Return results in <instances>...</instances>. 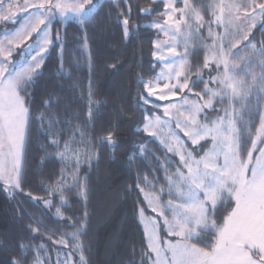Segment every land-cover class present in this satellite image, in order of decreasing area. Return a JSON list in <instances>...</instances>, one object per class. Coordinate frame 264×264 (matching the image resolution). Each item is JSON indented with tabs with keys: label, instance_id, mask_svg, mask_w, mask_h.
<instances>
[{
	"label": "snow or ice",
	"instance_id": "6c2138e0",
	"mask_svg": "<svg viewBox=\"0 0 264 264\" xmlns=\"http://www.w3.org/2000/svg\"><path fill=\"white\" fill-rule=\"evenodd\" d=\"M163 2V23L156 21L151 26L168 37L166 41H156V51L153 52L164 67L152 80L140 78L138 84L142 85L145 93L137 92V104L141 106V111H144L145 105L156 109L163 107V117L155 114L145 117L144 131L155 136L157 131L168 126L169 131L163 134L160 142L167 153L178 156L179 161L175 171H170L168 165L173 161L166 157V163L161 164L157 158L158 167L165 173L163 179L166 187H157L147 177L139 179L155 189L145 192L141 188L140 191L144 193L148 207L162 218L168 234L177 239L175 243L166 240L162 244L160 220L144 218V209L141 208V222L144 223L149 249L145 257L150 264H264V111H261V103L264 102V46L257 47L248 39L258 22L264 29V3H257L256 0H212L205 7L211 9L213 20L206 22L191 0H182L183 7L179 8L176 7V0ZM101 6L99 0H38L36 3L25 0L24 7L32 9L26 13V21L15 31L4 30V38L0 39V181L4 183V191L10 195L20 189L22 154L30 119L25 97L21 93H26L40 75L39 70L49 46L53 44L51 26L54 22H61L59 17L64 23L73 20L83 28L95 21ZM12 7L9 4L8 14H5L4 5L0 3V22L16 20L11 14ZM140 11L150 13L151 9L143 8ZM128 13L130 15V8ZM122 23L125 36H128L127 16ZM212 23L223 28V32L213 33ZM206 24L212 43L193 44L194 40L203 39L200 33ZM33 34L35 41L28 43L18 53L19 59L13 60L16 49ZM56 39H60L59 35ZM242 41L247 42L244 47H250L251 51L237 62L234 58L240 51L238 45ZM181 47L183 51H177ZM201 50H206L203 65L193 75L189 57ZM257 55L259 59H256ZM253 65L260 69L259 73ZM205 70L208 72L207 80L204 79ZM213 72L215 75H212ZM201 83L204 85L201 92H194L193 89ZM91 95L90 92L89 119L92 117ZM189 95H194L196 99H189ZM153 97L169 103L161 105L154 102ZM225 102L227 105L222 109L223 115L215 118L207 115L206 110H215V104ZM233 102L241 103V109L237 110ZM53 103L55 101L49 96L44 107L50 108ZM96 108L98 111L99 103ZM257 114L260 115V124L255 128L253 137L252 121H245L244 117ZM40 119L43 121L45 117L42 115ZM59 123L55 117L49 119L45 135ZM63 123L71 125L72 121ZM177 130L183 132L193 146L200 149L209 146L202 155H194L195 149L187 147ZM79 135L83 137L85 133L79 132ZM248 140H251V147L246 145ZM74 142L71 138L65 140L61 149L57 133H53L49 141L48 146L59 151L48 154L46 159L74 164L77 170L71 185L61 180L55 187L46 189L52 194H59L66 188H79L82 196L86 191L78 176V169L85 161L91 164L94 157L75 150L72 147ZM101 143L114 145L117 142L110 133L101 138ZM139 147L141 151L138 155L144 159L150 150L142 145ZM82 155L85 160L81 159ZM129 159H134V156ZM153 179L158 180L159 177L154 175ZM165 194L179 202L171 198L163 202ZM29 197L38 202V198L31 197V194ZM51 203V200L44 201L49 207ZM61 204H66V201L62 199ZM222 210H227V215L223 216L222 222H218L215 217ZM166 213H170V217ZM23 215L27 213L22 208L19 218ZM84 215L86 217L87 213ZM57 216H62L59 208ZM36 222L42 223L39 220ZM70 226L76 227L74 223ZM29 228L32 232L39 231L31 226ZM85 231L86 228L81 226L65 235L78 241ZM210 236L213 239L209 240ZM193 240L206 246L199 247L191 243ZM58 243L67 244V241L60 240ZM17 248L20 249L19 256L13 257L8 264H27V253L34 249L37 251L34 264H41L39 251L43 250L42 245H25L21 242ZM141 264H144V259Z\"/></svg>",
	"mask_w": 264,
	"mask_h": 264
},
{
	"label": "trees",
	"instance_id": "16d2710c",
	"mask_svg": "<svg viewBox=\"0 0 264 264\" xmlns=\"http://www.w3.org/2000/svg\"><path fill=\"white\" fill-rule=\"evenodd\" d=\"M211 2L191 0L204 20L212 13L211 9L205 7ZM256 2L264 3V0ZM99 3L102 5L98 9L99 14L90 25L81 28L73 20L64 23L62 19L52 24L53 44L39 70L40 75L26 93H21L25 97L30 119L26 130L20 189L10 195L4 191V183L0 181V264H8L13 257L19 256L17 244L21 242L43 246V250L39 251L41 264H65L66 261L67 264H141L142 259L144 264H150L145 257L149 249L139 215L141 208L147 212L151 210L140 189H155L149 188L139 178L147 177L157 187H166L163 179L165 173L158 167L157 158L161 164L166 163V157L170 158L173 161L168 165L170 171H175L179 161L177 156L167 153L160 141L144 131L146 115L156 108L145 105L144 111H141V106L137 104V92L145 93L138 81L141 77L144 81L152 80L158 72L159 65L153 56L157 30L148 21L160 14L163 6L161 0H99ZM143 8L151 9L150 13L141 12ZM125 16L129 19L128 36H125L122 23ZM57 35L59 40L56 39ZM248 39L257 47L264 46V29L260 22ZM208 40L211 39L204 36L202 40L192 43L203 45ZM245 43L242 41L240 44V51L235 57L237 62L244 56L243 51L246 54L251 51L250 47H244ZM205 53L206 50H201L189 57L193 75L202 67ZM256 59H259V55ZM253 67L259 73L260 69L255 65ZM204 79H208L207 70L204 71ZM203 87L201 83L193 91L201 92ZM90 92L93 103L92 117L89 119ZM49 96L55 103L45 108L44 102ZM189 97L194 98V95ZM152 99L156 102V99ZM252 104H255V97ZM226 105L221 106L222 109ZM233 105L237 110L242 107L241 103L233 102ZM263 106L264 102L261 103V111ZM42 115L45 117L43 121L40 119ZM52 117L60 123L45 135L47 121ZM244 119L252 121L254 137L260 115H245ZM66 120H71L72 124L63 123ZM77 126L78 130L74 132ZM79 132L85 135L81 137ZM53 133L58 134L61 149L65 140L71 138L75 141L72 144L75 150L94 157L91 164L85 161L78 169V176L86 188L83 196L79 188H66L59 194L46 190L55 187L61 180L71 185L77 174L74 164L46 159L48 154L59 151L48 146ZM110 133L117 143H101V138ZM141 145L150 150L144 159L138 155ZM246 145L251 147V140L246 141ZM193 149L200 150L198 147ZM132 156L134 159L130 160ZM81 159L85 160V157L82 155ZM154 175L159 179L154 180ZM29 194L38 198V202L31 199ZM62 199L66 204H61ZM45 200H51L50 207L44 204ZM22 208L27 215L19 218ZM58 208L61 217L57 216ZM224 215H227V210H222L217 216L218 222H222ZM38 220L42 223H37ZM72 223L76 225L75 228L70 226ZM29 226L39 231L32 232ZM81 226L86 231L78 241L65 235ZM211 239L213 237L210 236ZM60 240L67 241V244L58 243ZM193 241L199 246H206ZM36 256L35 249L28 252L27 264H34Z\"/></svg>",
	"mask_w": 264,
	"mask_h": 264
},
{
	"label": "rangeland",
	"instance_id": "374dc122",
	"mask_svg": "<svg viewBox=\"0 0 264 264\" xmlns=\"http://www.w3.org/2000/svg\"><path fill=\"white\" fill-rule=\"evenodd\" d=\"M162 1V6H163V9H162V11L160 12V14H158L157 16H154L153 18H151V20L150 21H148V24L151 26L154 22H156V21H159L160 23H163V17H162V13L165 11V7H164V2H163V0H161ZM36 2H38V0H28V3H36ZM217 2H219V0H217ZM0 3H3V5H4V9H5V14H8V12H7V9H8V5L9 4H12L13 5V7H12V9H11V14L13 15V16H15L16 17V20L15 21H10V22H0V39H3L4 38V35H3V33H4V30L5 29H7L8 31H15V30H17L18 28H20L21 26H22V24L26 21V19H27V15H26V13H30L31 11H32V9L31 8H25L24 7V5H25V0H0ZM176 7H183V2H182V0H176ZM58 19H62V18H59L58 17ZM213 20V16H212V13H210L208 16H207V18L205 19V21L206 22H211ZM207 25V24H206ZM41 27H43V26H41ZM152 27V26H151ZM152 28H154V27H152ZM211 28H212V32L213 33H217V32H223V28H220V27H217L216 25H215V23H212V25H211ZM154 29H156V28H154ZM157 30V29H156ZM207 31H209V28H208V26H206V29H201V35H202V37H207V38H209V39H211L210 37H209V33H207V35H206V32ZM50 36H51V30H50ZM35 39H36V37H35V34H33V36H31V37H29L28 38V40H25L24 41V43L23 44H20V46H19V48L18 49H16V51L13 53V60H16V59H19L20 57H19V55H18V53H21L22 52V50L24 49V47L28 44V43H30V42H34L35 41ZM168 39V37H166L162 32H159L158 30H157V36H156V38H155V41H154V51H156V47H155V42L156 41H166ZM211 42H212V40H208V41H206V43L205 44H208V45H210L211 44ZM50 47V46H49ZM238 48L240 49V45H238ZM177 51H183V48L181 47V48H179V49H177ZM36 53H33V55H35ZM162 54H165L166 55V53H162ZM206 54V53H205ZM246 53L243 51L242 52V55H245ZM29 59H31V57H28ZM156 59V58H155ZM235 59V58H234ZM157 60V59H156ZM236 60V59H235ZM157 62H158V65H159V68H158V72H157V74L161 71V69L164 67L163 66V64L160 62V61H158L157 60ZM42 67V66H41ZM156 74V75H157ZM155 75V76H156ZM212 75H215V73L214 74H212ZM155 76H154V78H155ZM153 78V79H154ZM211 86V85H210ZM154 99H156L155 97H153ZM189 99H192V100H194L195 99V96H194V98H190L189 97ZM205 99H207V97H205ZM158 100L156 99V102H157ZM157 103H160L161 105H164V104H167V103H169V101H158ZM227 103L225 102V104H218V106H216L215 108H217V111L215 110V111H210L211 109H209V110H206V112H207V115L210 117V118H215L217 115H221V113H222V115H223V112H221L222 111V107L221 106H224V105H226ZM262 111H264V106H263V109H262ZM152 114H155V115H159V116H161V117H163V107H161V108H159V109H155V110H153V111H151V112H149L146 116H151ZM201 119H202V117H201ZM146 122V121H145ZM260 124V123H259ZM259 126V125H258ZM172 127H173V129H174V123L172 124ZM143 128H144V126H143ZM153 131H156L155 129H153ZM169 131V128H168V126H165V127H163L162 129H160L159 131H157V134L155 135V136H153V135H151V136H153V137H155L158 141H161L163 138H164V135L163 134H166L167 132ZM177 132H178V135L181 137V139L184 141V143L187 145V142H188V144L189 145H187V147L189 148V149H193V147L195 148V147H198V146H193L192 144H191V142L186 138V137H184V134H183V132H181V131H179V130H177ZM148 133V132H147ZM149 134V133H148ZM150 135V134H149ZM25 137H26V134H25ZM26 139V138H25ZM201 143H203V142H201ZM189 146H191V147H189ZM209 145H205V149L208 147ZM262 146H264V145H262ZM24 148H25V144H24ZM198 149H200L199 147H198ZM205 149H200V150H198V151H195L194 150V152H193V154L194 155H196L197 153H199L200 155H202L203 154V150H205ZM254 155H255V153H254ZM23 156H24V149H23V154H22V164H23ZM178 157V156H177ZM179 158V157H178ZM3 182V181H2ZM145 190V192H152V191H150V190H146V189H144ZM142 194H143V196H144V193L142 192ZM173 199L174 201H175V197H169L168 195H163V202H167L169 199ZM175 202H179V201H175ZM146 204H147V201H146ZM147 207H148V204H147ZM148 209L149 210H151V208H149L148 207ZM230 210V209H229ZM167 215H169V217H170V213H166ZM143 215H144V218H146V219H152V218H156V219H158V220H160V223H161V228H160V232H159V235H160V238H161V242H162V244H163V241H166V240H171L173 243H175L176 242V237H174V236H170L169 234H168V232H167V230H166V228H164L163 227V223H162V218H160V217H158V214L157 213H155V212H153L152 210H151V212H147V211H145L144 210V213H143ZM139 218H140V222H141V216L139 215ZM218 217H215V219L218 221V219H217ZM141 224H142V227H143V230H144V223H142L141 222ZM146 236V235H145ZM146 240H147V245H148V239H147V236H146ZM191 243H195L194 241H191ZM197 244V243H196ZM198 245V244H197ZM199 246V245H198ZM202 247V246H201ZM65 264H67V261L65 262Z\"/></svg>",
	"mask_w": 264,
	"mask_h": 264
},
{
	"label": "crops",
	"instance_id": "0c3cea01",
	"mask_svg": "<svg viewBox=\"0 0 264 264\" xmlns=\"http://www.w3.org/2000/svg\"><path fill=\"white\" fill-rule=\"evenodd\" d=\"M26 130H27V127H26ZM26 134V133H25ZM26 138V137H25ZM199 247H201V246H199Z\"/></svg>",
	"mask_w": 264,
	"mask_h": 264
}]
</instances>
